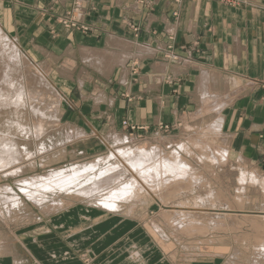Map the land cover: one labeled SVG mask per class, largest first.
<instances>
[{"label": "rangeland", "instance_id": "1", "mask_svg": "<svg viewBox=\"0 0 264 264\" xmlns=\"http://www.w3.org/2000/svg\"><path fill=\"white\" fill-rule=\"evenodd\" d=\"M71 2L59 23L88 33L81 0ZM20 33H7L0 22V123L9 126L0 128V147L3 139L10 165L0 168V258L15 257L17 264H264V154L232 152L221 124L224 100L209 96L172 123L139 126L125 109L106 106L107 77L65 54L26 52ZM137 64L131 62L128 83L110 87L126 108L136 96ZM29 75L45 90L39 102L26 91ZM113 117L116 128L104 136ZM140 147L160 148L173 165L161 170V178L149 176V186L141 175L150 166H143L132 191L119 196V187L133 178H124L115 154ZM176 151L174 162L169 156ZM109 166L118 179L105 184L108 177L99 174ZM75 170L79 176L69 178ZM162 184L173 194L163 195Z\"/></svg>", "mask_w": 264, "mask_h": 264}, {"label": "crops", "instance_id": "2", "mask_svg": "<svg viewBox=\"0 0 264 264\" xmlns=\"http://www.w3.org/2000/svg\"><path fill=\"white\" fill-rule=\"evenodd\" d=\"M81 2L86 34L58 21L71 0H0V22L7 33L21 30L26 52L65 54L107 77L105 104L125 109L129 122L169 124L213 96L224 100L220 117L232 152L264 154V0ZM132 61L138 63L136 96L126 108L110 87L128 83ZM117 123L111 118L103 135ZM14 258H0V264H17Z\"/></svg>", "mask_w": 264, "mask_h": 264}, {"label": "bare ground", "instance_id": "3", "mask_svg": "<svg viewBox=\"0 0 264 264\" xmlns=\"http://www.w3.org/2000/svg\"><path fill=\"white\" fill-rule=\"evenodd\" d=\"M3 32V31H2ZM1 36H3V35H1ZM5 38V37H4ZM4 43V42H3ZM87 53V52H86ZM120 59V58H119ZM124 60V59H123ZM40 72V71H39ZM41 74V73H40ZM34 77L35 78H32V77H30V75L26 78V83H27V90L26 91H28L29 92V94H30V97H32V98H34V99H36L35 101H37V102H39V101H41L44 97H45V90H43V88H41L39 85H40V83H39V78L36 76V75H34ZM25 81V80H24ZM39 84V85H38ZM24 92V91H23ZM35 92H38L39 94L38 95H35V94H33V93H35ZM24 94V93H23ZM26 94H27V92H26ZM28 94V95H29ZM57 97V96H56ZM23 98H24V96H23ZM32 100V99H31ZM34 101V102H35ZM57 102L59 103V101L57 100ZM9 105V104H8ZM7 107V106H6ZM8 118V117H7ZM6 119V118H5ZM3 120V119H2ZM219 120H220V118H219ZM223 122V121H222ZM218 123V122H217ZM43 124H44V120H43V118L42 117H40L36 122H35V129L36 130H42V128H43ZM222 124V123H221ZM217 125H219V123L217 124ZM215 126V125H214ZM217 127H219V126H217ZM0 128L1 129H4V130H6L7 128H9V126H6V123H4L3 122V124L2 123H0ZM220 128V127H219ZM0 129V130H1ZM20 130V129H19ZM23 130V129H22ZM219 131V130H218ZM205 133V132H204ZM79 136H81L80 134H79ZM120 141H121V138L119 139ZM118 140V141H119ZM173 143V142H172ZM178 144V143H177ZM189 144V143H188ZM194 145L196 146L197 144H195L194 143ZM208 146V145H207ZM206 146V147H207ZM124 146H122V148H123ZM177 147V149L179 150V151H183V152H187V150H188V146L186 145V144H184V143H179L178 144V146H176ZM175 147V148H176ZM122 148H119L120 150L118 151V152H116V154H115V158L117 159V161L119 160L120 162L119 163H121V166H123V170H124V172L126 173L125 175H124V178H126L128 175L129 176H131L132 178H133V180H131V182H129V184L128 185H126V186H120L119 188V190H117L116 192L117 193H119V194H117V195H123V196H125L126 194H128L129 192H131L132 191V189H133V186H134V184H136V175L137 176H139V175H141V174H144V173H142L140 170H141V168L143 167V166H145V165H149L150 167H149V169L147 170V175H141V177L143 178V180L147 183V185L149 186V185H151V184H153V183H151V182H149L148 181V179H149V176H151V178L152 179H155V177H154V175L156 176V179H157V175L158 176H160L161 175V170L164 168L165 170H168L167 168H168V166L169 165H173V162L172 161H170V159H167L166 158V156H167V153L164 155V154H162L161 153V151L162 150H159V149H157L156 151L155 150H153L151 147V149H141L142 147H140V149H132V150H128V149H123V150H121ZM126 148V147H125ZM128 148H129V145H128ZM8 148H7V146H6V143H4V141H3V139H2V141H1V147H0V168H7V167H9L10 165H8L7 164V160H6V156L5 155H7L8 153H7V150ZM114 149V148H113ZM114 150H116V149H114ZM176 150V149H175ZM117 151V150H116ZM114 152V151H113ZM153 152V153H152ZM189 152V151H188ZM112 154V153H111ZM158 154H159V156H158ZM219 155H220V158H225V153L223 152V153H218ZM109 156V155H108ZM156 157L158 158V160L156 159ZM173 157V159H174V162L176 161V159L178 160L179 159V154H178V152L176 151L172 156L170 155L169 156V158H172ZM181 157V156H180ZM12 158H14V157H12ZM107 158H109V157H107ZM111 158V157H110ZM113 158V157H112ZM115 158H113L114 159V161H115ZM183 159H184V157H183ZM182 158H181V160H183ZM13 160V159H12ZM98 160H99V158H98ZM217 160H219V159H217ZM14 161H16V160H14ZM101 160H99V162H100ZM105 161V160H104ZM97 162V161H96ZM103 162V161H102ZM109 162H110V160H109ZM108 162V163H109ZM155 162V163H154ZM217 162V161H216ZM246 162V161H245ZM105 163V162H104ZM183 163V162H182ZM103 164V163H102ZM111 165L112 164H114V162L113 163H110ZM116 164H118V163H116V161H115V165ZM213 164V163H212ZM109 165V164H108ZM110 165V166H111ZM76 166H78V165H76ZM88 166V165H87ZM94 166H95V164H92V165H90V167L89 168H86V170L88 171L89 170V172H90V168H94ZM104 166H105V164H104ZM106 166H107V164H106ZM109 166V167H110ZM119 166V165H118ZM117 166V167H118ZM178 166H180V165H178ZM86 167V166H85ZM108 167V166H107ZM106 167V168H107ZM113 167V166H112ZM115 167V166H114ZM72 168V167H71ZM71 168H69L70 170H71ZM83 168V167H82ZM97 168V167H96ZM17 169V168H16ZM69 169H66V170H69ZM81 169V168H80ZM101 169V168H100ZM99 169V170H100ZM243 169V168H242ZM7 170V169H6ZM65 170V171H66ZM78 170V169H77ZM83 170V169H82ZM92 170V169H91ZM95 170V169H94ZM98 170V169H97ZM97 170H96V172H97ZM116 169H114V168H111L110 167V169H106V170H104L103 172H101V171H98V172H101L100 174L97 172V174H99V176H107L106 178V180H105V184L108 182H111L112 180H116V179H118L117 177H114V176H116V175H113V174H115V171ZM58 171H60V170H58ZM65 171H64V173H65ZM73 171V170H72ZM84 171L85 170H83V173H84ZM93 171V170H92ZM92 171H91V173H92ZM255 171V170H254ZM61 172H63L62 170H61ZM94 172V171H93ZM245 172V171H244ZM23 173V172H22ZM79 172L78 171H76L75 170V172H73V174L72 175H70V177L69 178H71V176H72V178L73 177H75L76 178V175L78 174ZM87 173V172H86ZM90 173V174H91ZM123 173V172H122ZM241 173H243V172H241ZM255 173V172H254ZM117 174V173H116ZM124 174V173H123ZM243 174H245V173H243ZM247 174V173H246ZM67 175H69V174H67ZM84 175H86V174H84ZM93 175H95V174H93ZM255 175H257V172L255 173ZM254 175V176H255ZM78 176H79V174H78ZM80 176H81V174H80ZM87 176V175H86ZM85 176V177H86ZM89 176H91V180H92V175H89ZM98 176V177H99ZM243 177H245V175H242ZM251 176V175H250ZM88 177V176H87ZM96 177V176H95ZM120 177V176H119ZM121 177H123V176H121ZM140 177V176H139ZM242 177V180L244 179L245 180V178H243ZM262 177H263V182H264V175H262ZM71 178V179H72ZM90 178V177H89ZM94 178V177H93ZM160 178H161V176H160ZM165 178V177H164ZM248 178V177H247ZM256 178V177H255ZM254 177H252L251 178V180H254L255 179ZM42 179V178H41ZM86 179V178H85ZM95 179V178H94ZM93 179V180H94ZM101 179V178H100ZM152 179H151V181H152ZM80 180V179H79ZM87 180V179H86ZM241 180V179H240ZM74 181V180H73ZM161 182L162 183H166V181H164V180H161ZM42 183V182H41ZM75 183H77V181L75 182ZM257 183V182H256ZM39 184V183H38ZM45 183L43 182V184H39V185H42V187H43V185H44ZM69 184V182H65L64 183V186H67ZM259 185H260V183H258ZM58 185V184H57ZM253 185V184H252ZM47 186V185H46ZM60 186V185H59ZM163 186H165V185H163L162 184V186L161 187H163ZM39 187V186H38ZM159 187L160 186H158V184H156V186H155V188H157V190L159 189ZM165 188L166 189H164L163 190V195H168V196H170V195H172L173 193H172V191L170 190L169 192L167 191V190H169L168 188H170V187H166L165 186ZM39 189V188H38ZM37 189V190H38ZM131 190V191H130ZM239 190H240V188H239ZM52 191V190H51ZM41 192V191H40ZM242 192V191H241ZM4 193V192H3ZM23 195V194H22ZM213 196V195H212ZM110 201V200H109ZM116 201V200H115ZM120 201H122V200H120ZM214 201V200H213ZM118 202V201H117ZM111 203V202H110ZM114 203V202H113ZM198 203V202H197ZM199 204V203H198ZM107 205V204H106ZM112 206V205H111ZM114 206V205H113ZM116 207V206H115ZM114 207V208H115ZM107 208H110V207H107ZM117 208V207H116ZM111 209V208H110ZM108 210V209H107ZM116 210V209H115ZM113 211V210H112ZM117 211V210H116ZM190 214V213H189ZM186 216V215H185ZM181 218V217H180ZM178 219V218H177Z\"/></svg>", "mask_w": 264, "mask_h": 264}, {"label": "built area", "instance_id": "4", "mask_svg": "<svg viewBox=\"0 0 264 264\" xmlns=\"http://www.w3.org/2000/svg\"><path fill=\"white\" fill-rule=\"evenodd\" d=\"M222 1H226V0H222Z\"/></svg>", "mask_w": 264, "mask_h": 264}]
</instances>
